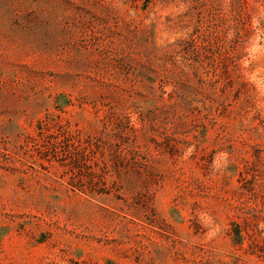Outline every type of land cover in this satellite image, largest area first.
Segmentation results:
<instances>
[{
    "label": "rangeland",
    "instance_id": "obj_1",
    "mask_svg": "<svg viewBox=\"0 0 264 264\" xmlns=\"http://www.w3.org/2000/svg\"><path fill=\"white\" fill-rule=\"evenodd\" d=\"M0 264H264V0H0Z\"/></svg>",
    "mask_w": 264,
    "mask_h": 264
}]
</instances>
